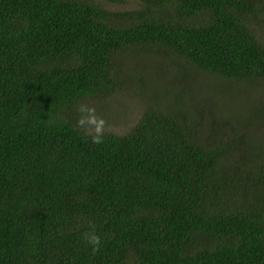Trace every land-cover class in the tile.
I'll return each instance as SVG.
<instances>
[{
	"label": "trees",
	"instance_id": "obj_1",
	"mask_svg": "<svg viewBox=\"0 0 264 264\" xmlns=\"http://www.w3.org/2000/svg\"><path fill=\"white\" fill-rule=\"evenodd\" d=\"M261 25L264 0H0V264H264V138L235 112L203 128L175 91L102 144L75 127L166 73L264 82Z\"/></svg>",
	"mask_w": 264,
	"mask_h": 264
},
{
	"label": "rangeland",
	"instance_id": "obj_2",
	"mask_svg": "<svg viewBox=\"0 0 264 264\" xmlns=\"http://www.w3.org/2000/svg\"><path fill=\"white\" fill-rule=\"evenodd\" d=\"M130 6L131 4L122 6L111 3L105 5V7L109 9L128 8ZM261 26H263L261 38L264 41V25ZM132 58L133 62L131 63L135 64L139 69H145L146 64H159L160 60L169 62L167 56L156 51H145L141 54L139 52L132 55ZM189 71L192 72L191 70ZM145 73L146 74L142 76L143 79L149 83L151 88H154L155 84L151 82L146 69ZM162 74V77H164V73ZM195 75H197V77L193 84H184V87L188 89V96L186 91L176 83L173 78L174 75L166 73V78L163 79V82L171 84L169 93H142L139 88L138 90L135 89V93L128 92L125 94L120 101L113 97L111 99V105L108 104L106 114H101L108 122L109 131L118 134L125 133L139 121L143 115V110L147 101L159 98V94H162V101L160 102L168 103L173 99L172 95L175 91H182L185 105L191 110L192 121L197 125L203 128H205L206 125L209 129L211 123H214L215 119H224L226 116L235 112L239 116L240 121L244 124L243 133L249 143L258 145L263 142L264 132L262 130L264 127L259 124V122L264 120L261 119L264 115V82L248 81L230 83L215 77L213 74L197 72ZM224 83L232 87L233 94L229 98L223 89ZM231 105L236 108V111L229 110Z\"/></svg>",
	"mask_w": 264,
	"mask_h": 264
},
{
	"label": "clouds",
	"instance_id": "obj_3",
	"mask_svg": "<svg viewBox=\"0 0 264 264\" xmlns=\"http://www.w3.org/2000/svg\"><path fill=\"white\" fill-rule=\"evenodd\" d=\"M76 111L79 115L75 127L80 129L85 136H90L92 143L102 144L106 131L110 130L107 120L97 114L94 104L78 103ZM82 239L90 246L93 254L100 251L101 237L96 233L94 224H91L90 230L82 234Z\"/></svg>",
	"mask_w": 264,
	"mask_h": 264
}]
</instances>
